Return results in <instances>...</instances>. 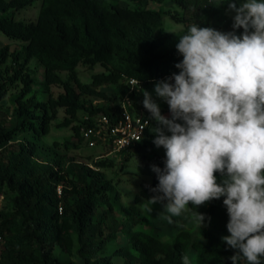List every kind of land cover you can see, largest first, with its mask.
I'll return each instance as SVG.
<instances>
[{
  "label": "trees",
  "instance_id": "16d2710c",
  "mask_svg": "<svg viewBox=\"0 0 264 264\" xmlns=\"http://www.w3.org/2000/svg\"><path fill=\"white\" fill-rule=\"evenodd\" d=\"M35 1L0 0V32L20 44L12 50L9 45L0 46V195L10 196L12 202L11 210H0L3 240L0 264H74L60 260L53 249L58 247L72 255L76 246L85 264H112L111 257L103 252L115 240L120 224L112 216L113 205L108 194L112 185L100 171L111 163L93 161V167H89L65 156L44 163L34 141H20L15 150H10L9 145L25 131L36 137L47 135L52 121L62 110L65 118L56 126L71 129L72 137L77 140L75 148L79 145L88 148L82 129L89 127L93 118L119 113L116 102L128 95L130 79L148 86L178 74L175 65L182 56L177 53L176 45L191 24L233 31V23L222 20L228 4L221 3L222 0H173L183 15L174 14L171 18L184 29L165 34L166 11L147 7L150 1L162 4L164 0H136L134 8L108 0H41L35 21L17 20L16 15L32 7ZM242 32L235 30L236 35ZM31 61L42 69L43 100L33 92L35 73L29 67ZM79 65L88 69L100 66L104 71L93 74L90 83H82L76 71ZM62 73L66 74L65 78ZM18 84L19 91L9 96L12 112L6 120L1 102ZM103 85H114L113 95L101 91L99 87ZM52 86L62 92L54 97L49 91ZM137 86L129 98L135 111L148 117L138 104ZM93 100L107 104L97 105ZM149 118L151 125L144 140L121 153L126 160L133 155L132 150L150 152L153 158L146 166L163 169L165 156L157 152L153 144L155 135L150 130L157 125ZM64 146L69 148L68 143ZM157 184L153 172L152 181L135 196L134 202L150 199ZM223 199L196 209L188 205L193 219L195 210L206 217L204 242L195 240L188 231L178 232L172 242H163L135 230L131 231L128 246L117 252L124 258V264H183L182 256L190 250L197 254L192 264H232L230 257L235 250L217 235L218 231L229 234ZM100 205L105 206L101 212ZM125 211L129 219L138 212L134 206ZM241 263L246 261L241 259L238 264Z\"/></svg>",
  "mask_w": 264,
  "mask_h": 264
},
{
  "label": "clouds",
  "instance_id": "9594fccd",
  "mask_svg": "<svg viewBox=\"0 0 264 264\" xmlns=\"http://www.w3.org/2000/svg\"><path fill=\"white\" fill-rule=\"evenodd\" d=\"M224 2L233 31L191 24L176 45L178 74L153 85L170 116L141 89L157 125L153 144L165 153L163 169L151 166L158 184L146 201L163 204L171 224L188 205L223 197L229 235L222 241L235 250L232 264H264V0ZM192 215L200 229L205 215ZM182 261L190 264L189 256Z\"/></svg>",
  "mask_w": 264,
  "mask_h": 264
},
{
  "label": "rangeland",
  "instance_id": "374dc122",
  "mask_svg": "<svg viewBox=\"0 0 264 264\" xmlns=\"http://www.w3.org/2000/svg\"><path fill=\"white\" fill-rule=\"evenodd\" d=\"M116 1L122 7L125 8H134L136 7V0H108ZM41 0H36L32 7H29L25 10L20 11L16 15L17 20H23L25 22L35 21L37 18V11L40 6ZM147 7L150 9L164 10L166 14L164 16V33L173 34L183 31V26L181 24H176L171 18L172 15L176 14L178 16L183 15V10L177 6L173 0H164L162 4L155 2H148ZM234 13L226 10L222 20L225 22L233 23ZM9 45L10 49H17L20 44L8 40L0 32V46ZM29 67L34 71L35 83L33 85V92H36V96L39 100L45 98V93L42 92V83L43 75L41 67L35 62L31 61ZM77 75L82 83H90L91 76L95 73L103 72V68L96 66L93 69H88L79 65L76 68ZM62 77L65 78L66 74L62 73ZM21 85L14 89H11L4 100L1 102L2 111L7 117L6 120L10 119L12 112V107L9 103V96L11 94L17 93ZM99 89L104 91L108 95H113L115 91L114 85H103ZM145 90L152 95V99L155 103L159 105L162 115L167 117L168 115V105L156 97L153 91V85L148 86H137V101L139 106L146 112L148 117H151V114L143 107V94L141 92ZM134 90V89H133ZM49 91L55 97L57 94L62 92L59 87L52 86L49 88ZM122 102V101H121ZM121 102L117 101L116 104ZM94 104L105 105V101L93 100ZM134 108V106H133ZM135 110V108H134ZM65 118V113L62 110L58 111L57 117L52 121L50 131L45 136L36 137L30 131H25L11 141L9 145L10 150H15L17 144L20 141H34L38 146V155L41 160L45 162H51L53 159H57L61 156L68 158H74L80 163H87L89 167H93V161L106 160L111 163L110 167L100 169L104 174L107 181L112 185V190L108 193L110 200L113 205L112 216L115 218L120 226L116 229V238L111 242L106 249L104 250V255L111 257L112 264H124V258L120 255V252H117L119 249H124L128 246V238L130 237L131 231L141 230L148 234L153 235L157 239L163 242H172L176 234L180 231H188L191 233L192 237L195 240L204 242L203 232L207 229V226H203L199 229L195 220L191 217L189 210L185 211L179 217H172L173 223L169 224L165 219L164 215H167L163 209V204L158 203L153 206L148 205L146 200H141L138 203L134 202V198L139 192L152 181L153 171L146 166V163L151 161L153 154L147 152L137 153L135 150H132L133 155L128 159H124V154H116L109 152H104L103 149L97 147L93 149L85 148L83 145L74 147L77 145V140L72 137V131L70 128L57 127L56 124L63 121ZM64 143H68L69 148H65ZM157 152L165 156L164 149L158 148ZM218 181L220 176L217 177ZM117 196V198H116ZM10 196L0 195V210H11L12 202L9 198ZM136 207L138 212L133 214V219H129L128 214L125 209L130 207ZM148 207H152V211H147ZM188 207V206H187ZM105 209L104 205H100L98 211H103ZM217 235L221 238L229 234L218 231ZM78 247L74 248L72 255H67L63 253L58 247H54L53 253L56 257L64 262H73L74 264H85L82 255L77 253ZM187 255L189 256L190 264L196 262L197 254L190 250ZM244 264V263H241Z\"/></svg>",
  "mask_w": 264,
  "mask_h": 264
},
{
  "label": "built area",
  "instance_id": "2783aa9c",
  "mask_svg": "<svg viewBox=\"0 0 264 264\" xmlns=\"http://www.w3.org/2000/svg\"><path fill=\"white\" fill-rule=\"evenodd\" d=\"M127 84L131 93L138 85L135 80L130 79ZM125 95L119 104V113L112 116L101 115L91 119L92 124L86 129H82V135L87 141L89 149L104 148L109 154L127 151L141 143L147 135L151 121L149 117L143 116L133 108L132 100ZM89 120V117H85ZM60 194V187L57 188ZM61 208L59 207V212ZM3 240L0 237V248Z\"/></svg>",
  "mask_w": 264,
  "mask_h": 264
}]
</instances>
